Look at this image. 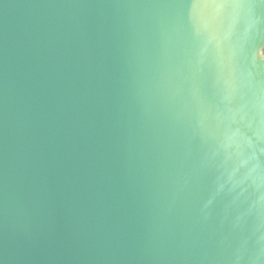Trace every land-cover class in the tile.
<instances>
[{"label":"water","instance_id":"1","mask_svg":"<svg viewBox=\"0 0 264 264\" xmlns=\"http://www.w3.org/2000/svg\"><path fill=\"white\" fill-rule=\"evenodd\" d=\"M0 264H264V0H0Z\"/></svg>","mask_w":264,"mask_h":264}]
</instances>
